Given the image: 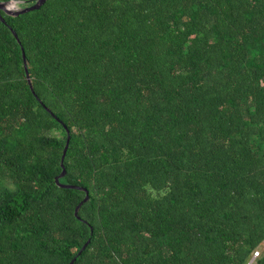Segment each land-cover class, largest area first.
Here are the masks:
<instances>
[{
    "label": "trees",
    "instance_id": "1",
    "mask_svg": "<svg viewBox=\"0 0 264 264\" xmlns=\"http://www.w3.org/2000/svg\"><path fill=\"white\" fill-rule=\"evenodd\" d=\"M1 14L0 264H264V0Z\"/></svg>",
    "mask_w": 264,
    "mask_h": 264
},
{
    "label": "water",
    "instance_id": "2",
    "mask_svg": "<svg viewBox=\"0 0 264 264\" xmlns=\"http://www.w3.org/2000/svg\"><path fill=\"white\" fill-rule=\"evenodd\" d=\"M32 1H34V3L32 5H20V3L25 2V1H20V0L0 1V18L3 21H5V19L3 18L2 14H1V10H4V11L8 12L9 14L16 16V15H19V14H22V13H26V12L35 10V9H39L47 0H32ZM13 32H14L15 36L18 37L17 32L15 30H13ZM24 62H25V67H26V71H27V78H28V80H29V82L31 84L32 90L34 91V88H33L32 83H31V78H30V75H29V70H28V67H27V59H26L25 53H24ZM69 143H70V136L68 137V140H67V143H66V146H65V149H64V153H63V156H62V167H63V170L56 177V181H57L58 184H60L61 186H64V187H76V188H79V189H85V188H83L81 186H78V185L65 184V183H61L60 182V178L65 176V174L67 173V170H66V167H65V164H64V159H65V156H66V153H67V149L69 147ZM88 199H89V193H88V191H86V197L77 205V207L75 209V213H76V215L78 217H79V209H80V207ZM88 243H89V241H87L84 244V246L79 251V253H81L87 247ZM75 260H76V257L69 264H73L75 262Z\"/></svg>",
    "mask_w": 264,
    "mask_h": 264
}]
</instances>
